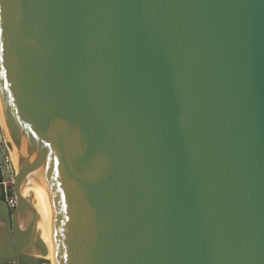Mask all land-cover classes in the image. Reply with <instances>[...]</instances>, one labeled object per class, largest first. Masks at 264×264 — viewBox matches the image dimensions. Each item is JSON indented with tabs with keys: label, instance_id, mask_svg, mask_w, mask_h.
Masks as SVG:
<instances>
[{
	"label": "water",
	"instance_id": "obj_1",
	"mask_svg": "<svg viewBox=\"0 0 264 264\" xmlns=\"http://www.w3.org/2000/svg\"><path fill=\"white\" fill-rule=\"evenodd\" d=\"M0 106V264H264V0H0Z\"/></svg>",
	"mask_w": 264,
	"mask_h": 264
},
{
	"label": "bare ground",
	"instance_id": "obj_2",
	"mask_svg": "<svg viewBox=\"0 0 264 264\" xmlns=\"http://www.w3.org/2000/svg\"><path fill=\"white\" fill-rule=\"evenodd\" d=\"M0 118H1L3 128H4V133H5L4 135H6L5 139L7 140L8 143L11 144L8 132H7L6 127H5L1 106H0ZM10 154H11V158L13 159V161L17 167V170H18V168L20 166H19L18 160L16 158L12 144L10 147ZM34 188H35L34 181L27 180V182L25 183L24 189H23V194L25 196H28V194ZM33 208L36 211V213L38 214V220H37V224H36L37 233L39 235V238H41V240L44 241V243L47 246V250L44 252V254H37L36 256H34V258L40 264H54V253H53L52 232H51V214L41 204L34 205Z\"/></svg>",
	"mask_w": 264,
	"mask_h": 264
},
{
	"label": "rangeland",
	"instance_id": "obj_3",
	"mask_svg": "<svg viewBox=\"0 0 264 264\" xmlns=\"http://www.w3.org/2000/svg\"><path fill=\"white\" fill-rule=\"evenodd\" d=\"M4 134V128L0 118V195L4 187H6L9 192H12V182L17 175V167L11 158L10 148L7 145L8 142ZM6 156L7 161L4 162Z\"/></svg>",
	"mask_w": 264,
	"mask_h": 264
},
{
	"label": "built area",
	"instance_id": "obj_4",
	"mask_svg": "<svg viewBox=\"0 0 264 264\" xmlns=\"http://www.w3.org/2000/svg\"><path fill=\"white\" fill-rule=\"evenodd\" d=\"M0 157H1V155H0ZM6 161H7V156L4 158V162H6ZM2 194L4 195V200L6 201L9 209L12 211L16 206L15 195L12 192H9L6 187L3 188ZM11 264H14V263H11Z\"/></svg>",
	"mask_w": 264,
	"mask_h": 264
},
{
	"label": "trees",
	"instance_id": "obj_5",
	"mask_svg": "<svg viewBox=\"0 0 264 264\" xmlns=\"http://www.w3.org/2000/svg\"><path fill=\"white\" fill-rule=\"evenodd\" d=\"M0 197L4 198V195H3V194H1V195H0Z\"/></svg>",
	"mask_w": 264,
	"mask_h": 264
},
{
	"label": "crops",
	"instance_id": "obj_6",
	"mask_svg": "<svg viewBox=\"0 0 264 264\" xmlns=\"http://www.w3.org/2000/svg\"><path fill=\"white\" fill-rule=\"evenodd\" d=\"M2 194V193H1Z\"/></svg>",
	"mask_w": 264,
	"mask_h": 264
}]
</instances>
